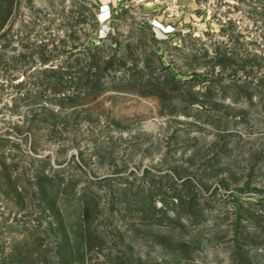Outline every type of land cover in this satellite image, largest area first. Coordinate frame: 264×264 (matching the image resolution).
<instances>
[{
  "label": "rangeland",
  "instance_id": "374dc122",
  "mask_svg": "<svg viewBox=\"0 0 264 264\" xmlns=\"http://www.w3.org/2000/svg\"><path fill=\"white\" fill-rule=\"evenodd\" d=\"M155 1L0 0V264H264V0Z\"/></svg>",
  "mask_w": 264,
  "mask_h": 264
},
{
  "label": "crops",
  "instance_id": "0c3cea01",
  "mask_svg": "<svg viewBox=\"0 0 264 264\" xmlns=\"http://www.w3.org/2000/svg\"><path fill=\"white\" fill-rule=\"evenodd\" d=\"M95 5L100 9H106L110 6L120 2V3H145L151 6L150 10L156 12L154 7L156 6L155 0H92ZM158 6V5H157ZM197 0H169L162 5V9L159 10L160 14H156L152 19V25L154 29L160 31L173 30L177 24H183L191 20L197 9Z\"/></svg>",
  "mask_w": 264,
  "mask_h": 264
}]
</instances>
